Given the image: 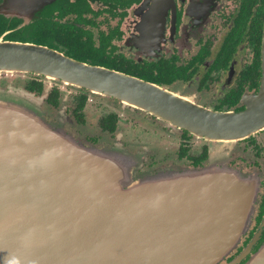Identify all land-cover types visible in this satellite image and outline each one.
<instances>
[{"label": "water", "instance_id": "water-1", "mask_svg": "<svg viewBox=\"0 0 264 264\" xmlns=\"http://www.w3.org/2000/svg\"><path fill=\"white\" fill-rule=\"evenodd\" d=\"M30 1L2 0L0 7L10 15L15 2ZM1 71L35 72L105 89L163 120L172 115L174 96L160 88L123 78L128 88L122 91L111 84L119 78L113 73L4 35ZM260 99L264 103V86ZM187 114V128L209 138L239 139L264 128L261 106L241 112L197 107ZM136 157L122 145H86L49 122L33 94L0 89V264L226 260L252 224L259 181L214 163L135 175ZM244 264H264V240Z\"/></svg>", "mask_w": 264, "mask_h": 264}, {"label": "flooded vegetation", "instance_id": "flooded-vegetation-1", "mask_svg": "<svg viewBox=\"0 0 264 264\" xmlns=\"http://www.w3.org/2000/svg\"><path fill=\"white\" fill-rule=\"evenodd\" d=\"M2 0H0V4ZM37 3V5L35 4ZM0 7V37L47 46L123 78L174 96L170 120L105 89L45 74H17L13 83L41 101L48 121L86 145H122L136 155L135 175L171 168L231 166L259 181L252 224L220 264L264 240V128L239 139H215L187 128L188 110L241 112L264 103V0H31ZM15 82V83H14ZM11 87V86H10ZM66 99V102H65Z\"/></svg>", "mask_w": 264, "mask_h": 264}, {"label": "rangeland", "instance_id": "rangeland-1", "mask_svg": "<svg viewBox=\"0 0 264 264\" xmlns=\"http://www.w3.org/2000/svg\"><path fill=\"white\" fill-rule=\"evenodd\" d=\"M17 76V74H12V73H9V74H6V73H0V81H1V79L2 78H6L7 79V81H9V82H12L13 83V81H14V79H15V77ZM15 83V82H14ZM10 86L8 87V88H5V89H2V87H0V89H2V90H4V91H9V90H24V89H22L21 87H16L15 85H11V84H9ZM34 95V94H33ZM35 96V95H34ZM35 97H37V96H35ZM44 97H45V95H43V96H39V97H37V99H38V105L42 108V106L40 105V103H41V101L44 99ZM65 102H66V99H65ZM43 110V109H42ZM44 114H45V112H44ZM50 122V121H49Z\"/></svg>", "mask_w": 264, "mask_h": 264}]
</instances>
